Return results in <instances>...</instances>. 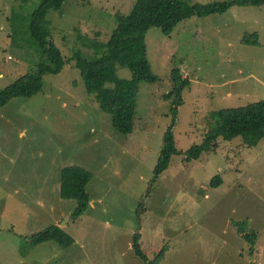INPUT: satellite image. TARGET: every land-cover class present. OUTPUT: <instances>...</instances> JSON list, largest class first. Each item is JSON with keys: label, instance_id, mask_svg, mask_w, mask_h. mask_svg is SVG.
Returning a JSON list of instances; mask_svg holds the SVG:
<instances>
[{"label": "rangeland", "instance_id": "obj_1", "mask_svg": "<svg viewBox=\"0 0 264 264\" xmlns=\"http://www.w3.org/2000/svg\"><path fill=\"white\" fill-rule=\"evenodd\" d=\"M209 5L233 0H188ZM138 0H68L50 12L51 40L68 65L46 76L40 93L0 108V264H147L134 253V236L152 263L264 264V139L219 140L218 150L185 163L217 124L213 113L264 100V7H234L224 15L180 24L170 36L148 32L154 84L141 83L132 134L90 95L75 56L92 59L108 43L118 15ZM39 0H0V93L38 70L41 55L29 33ZM257 35V44L244 43ZM173 69L190 85L174 93ZM122 79L131 70L120 68ZM174 111L176 114H174ZM173 126L177 150L169 169L154 170ZM79 167L94 179L90 208L74 219L75 200L60 195L62 170ZM215 178L222 186L212 189ZM257 234L255 248L235 223ZM57 225L75 244H33Z\"/></svg>", "mask_w": 264, "mask_h": 264}, {"label": "trees", "instance_id": "obj_2", "mask_svg": "<svg viewBox=\"0 0 264 264\" xmlns=\"http://www.w3.org/2000/svg\"><path fill=\"white\" fill-rule=\"evenodd\" d=\"M40 4L33 13L29 25L32 43L41 55V63L35 73L19 78L13 85L0 93V108L6 106L15 98H31L44 87L46 76L62 74L68 65L63 51L51 40L50 22L47 17L50 12H59L68 0H39ZM261 8L264 0H233L216 2L209 5L193 4L188 0H138L130 16L118 15L117 29L113 32L108 43L97 44L94 58L87 59L77 52L75 56L76 68L81 72L86 90L95 95L101 108L113 116L114 127L121 133L130 135L134 129V120L138 104V94L141 83L154 84L158 78L153 73L148 58L147 35L153 28H159L163 34L170 36L180 25L196 18H209L224 15L232 8ZM257 35L245 36L244 43L257 44ZM120 68L131 70L132 78L122 79ZM172 79L178 99L181 93L190 85V81L181 75L178 69H173ZM174 114L176 112L174 111ZM217 124L212 127L200 144L190 148L185 159L186 164L197 162L204 154L218 150L219 140L232 141L241 137L250 146H257L264 139V100L254 102L244 107L221 109L213 113ZM170 126L164 136V145L154 170V181H157L170 167L173 157L181 155ZM94 179L92 175L79 168L68 167L62 170L60 195L63 200H75L77 206L72 217H82L90 208L91 198L87 193V186ZM221 178H215L211 183L212 189L222 186ZM244 239L255 248L258 236L248 229L247 223H235ZM140 234L134 236V253L147 264H159L163 261L166 250H163L150 263L140 246ZM47 243L59 245L68 249L75 244L73 237L63 228L53 225L33 237V244L40 246Z\"/></svg>", "mask_w": 264, "mask_h": 264}]
</instances>
